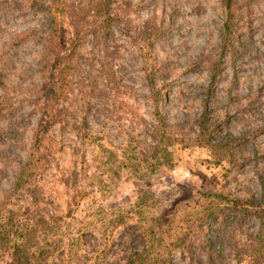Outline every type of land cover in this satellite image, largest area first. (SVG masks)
<instances>
[{
	"label": "rangeland",
	"instance_id": "rangeland-1",
	"mask_svg": "<svg viewBox=\"0 0 264 264\" xmlns=\"http://www.w3.org/2000/svg\"><path fill=\"white\" fill-rule=\"evenodd\" d=\"M43 1L79 66L52 100L39 42L10 46L42 14L0 0V264H248L218 251L257 222L218 210L264 182V0L230 49L222 0Z\"/></svg>",
	"mask_w": 264,
	"mask_h": 264
},
{
	"label": "trees",
	"instance_id": "trees-1",
	"mask_svg": "<svg viewBox=\"0 0 264 264\" xmlns=\"http://www.w3.org/2000/svg\"><path fill=\"white\" fill-rule=\"evenodd\" d=\"M55 2V1H54ZM53 1L51 3H54ZM247 0H222L224 17L222 22V40L223 43L229 48V44L233 40V33L236 32L237 26H240L243 12L248 8ZM31 8L43 16V26L40 29H31L28 32H23L15 35L10 44L11 47H17L29 41L39 42L44 49L43 51V67L45 68V75L47 73V83L53 87L50 90L49 96L55 100L58 98V91L54 89L56 84L59 83V88L65 87L66 75L76 70L79 66V56L74 52L73 45L68 44V38L61 23L57 22V17L51 7V4H46L43 0H32ZM84 15L85 12L83 11ZM161 65H150L146 73V81L148 90L151 93V99L154 104L153 115L157 123L158 129L165 130L168 128L161 112L158 109L160 102V90L156 89L154 81L159 80L160 76L165 73L161 70ZM217 72L211 68V78L217 76ZM57 75V77H56ZM165 78L162 79L164 81ZM56 81V82H55ZM260 189L254 196L248 199H236L235 208L233 212H229L228 207L218 210L220 218H227L231 216L236 224L242 223L245 219H252L257 222V227L252 228L244 235V241L231 239L228 242H222L221 248L218 252L223 256L224 251L234 250L233 258L236 263H240L242 259H246L248 264H261L264 261V182L259 183ZM213 199H217L219 204H230L222 194L212 195ZM215 211L209 210L205 215V220L213 219ZM235 224V225H236ZM221 228L225 227L224 222L220 223ZM255 226V225H254ZM224 244V245H223ZM233 252L231 253V255ZM20 264V262H18Z\"/></svg>",
	"mask_w": 264,
	"mask_h": 264
}]
</instances>
